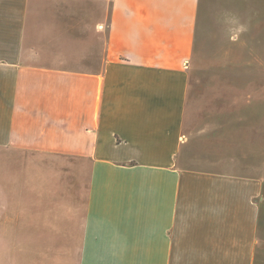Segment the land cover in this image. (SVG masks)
<instances>
[{
    "label": "crops",
    "instance_id": "obj_1",
    "mask_svg": "<svg viewBox=\"0 0 264 264\" xmlns=\"http://www.w3.org/2000/svg\"><path fill=\"white\" fill-rule=\"evenodd\" d=\"M256 22L264 0H0V264H264V123L188 86Z\"/></svg>",
    "mask_w": 264,
    "mask_h": 264
},
{
    "label": "rangeland",
    "instance_id": "obj_2",
    "mask_svg": "<svg viewBox=\"0 0 264 264\" xmlns=\"http://www.w3.org/2000/svg\"><path fill=\"white\" fill-rule=\"evenodd\" d=\"M249 30L253 33L252 36L220 37L216 38L215 43H211L214 48L237 52L242 56L240 63L220 61L205 63L216 67H200L197 62L188 69V86L193 108L205 112V115L214 116L212 120L218 124L226 125L229 122L230 111L237 107V103L239 111L249 110L250 121L253 119V123H264V30L259 22ZM2 167L0 165V169ZM4 216V213L0 214V219ZM42 216L46 220H56L53 213H42ZM54 247L30 245L29 250L30 253H42L52 251ZM4 250L5 245L0 244V253Z\"/></svg>",
    "mask_w": 264,
    "mask_h": 264
}]
</instances>
